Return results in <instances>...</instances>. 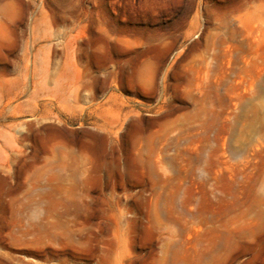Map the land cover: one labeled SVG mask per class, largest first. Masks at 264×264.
I'll return each mask as SVG.
<instances>
[{
  "label": "rangeland",
  "instance_id": "374dc122",
  "mask_svg": "<svg viewBox=\"0 0 264 264\" xmlns=\"http://www.w3.org/2000/svg\"><path fill=\"white\" fill-rule=\"evenodd\" d=\"M0 264H264V0H0Z\"/></svg>",
  "mask_w": 264,
  "mask_h": 264
}]
</instances>
